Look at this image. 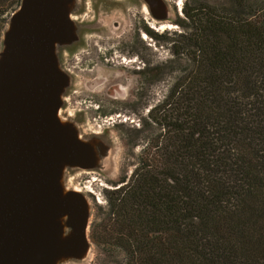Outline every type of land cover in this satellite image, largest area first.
Here are the masks:
<instances>
[{
  "label": "trees",
  "instance_id": "trees-1",
  "mask_svg": "<svg viewBox=\"0 0 264 264\" xmlns=\"http://www.w3.org/2000/svg\"><path fill=\"white\" fill-rule=\"evenodd\" d=\"M20 2L0 0V47ZM182 13L176 39L145 29L174 58L141 73H179L130 129L131 146L146 133L138 162L90 222L98 264H264V0Z\"/></svg>",
  "mask_w": 264,
  "mask_h": 264
},
{
  "label": "water",
  "instance_id": "water-1",
  "mask_svg": "<svg viewBox=\"0 0 264 264\" xmlns=\"http://www.w3.org/2000/svg\"><path fill=\"white\" fill-rule=\"evenodd\" d=\"M71 0H21L0 47V264H60L89 247V203L66 188L67 168L89 170L102 145L59 115L68 83L56 50L77 39ZM154 16L162 0H144Z\"/></svg>",
  "mask_w": 264,
  "mask_h": 264
},
{
  "label": "rangeland",
  "instance_id": "rangeland-1",
  "mask_svg": "<svg viewBox=\"0 0 264 264\" xmlns=\"http://www.w3.org/2000/svg\"><path fill=\"white\" fill-rule=\"evenodd\" d=\"M207 1L222 7L225 0ZM184 2L162 0L154 16L153 8L144 0L70 1L77 39L56 50L58 63L68 76L59 115L83 140L96 147L100 144L104 150L93 168H67L62 177L64 187L86 196L90 212L88 236L94 213L106 208L105 191L116 187L122 178L128 179L138 162L146 133L138 135L139 145L131 146L126 141L130 129L141 128L148 107L163 98L179 73L168 71L154 78L141 73L152 65L165 66L174 58L171 41L158 39L145 29L176 39V33L182 30L177 21L184 18ZM160 24L167 28L161 29ZM68 49H78L70 59L73 66L69 70L64 61ZM99 250L89 237L83 259L69 258L60 264H98L103 256Z\"/></svg>",
  "mask_w": 264,
  "mask_h": 264
},
{
  "label": "flooded vegetation",
  "instance_id": "flooded-vegetation-1",
  "mask_svg": "<svg viewBox=\"0 0 264 264\" xmlns=\"http://www.w3.org/2000/svg\"><path fill=\"white\" fill-rule=\"evenodd\" d=\"M85 2V1H84ZM69 51H67V57L65 58V63L68 65V67H66L68 70L70 69L72 65V63L70 62V59L76 56V52L78 51V49H68Z\"/></svg>",
  "mask_w": 264,
  "mask_h": 264
},
{
  "label": "bare ground",
  "instance_id": "bare-ground-1",
  "mask_svg": "<svg viewBox=\"0 0 264 264\" xmlns=\"http://www.w3.org/2000/svg\"><path fill=\"white\" fill-rule=\"evenodd\" d=\"M170 25H171V24H170ZM168 27H169V26H168ZM160 28L163 29V28H167V27H165L164 24H160ZM169 28H170V27H169ZM102 151H104V150H102Z\"/></svg>",
  "mask_w": 264,
  "mask_h": 264
}]
</instances>
